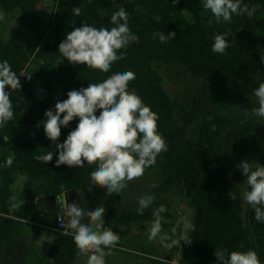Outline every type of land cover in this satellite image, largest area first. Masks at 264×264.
Segmentation results:
<instances>
[{"label":"trees","instance_id":"obj_1","mask_svg":"<svg viewBox=\"0 0 264 264\" xmlns=\"http://www.w3.org/2000/svg\"><path fill=\"white\" fill-rule=\"evenodd\" d=\"M39 0H0V12L11 15L16 25L14 33L3 38L0 20V62L5 60L24 83V105L12 91L14 117L0 128V264H71L78 253L70 235L52 231L46 250L39 257L30 248L18 252L16 247L31 232L38 239L45 226L54 225L57 212L47 211V203H56L63 194L67 203H78L92 210L103 206L104 226L121 235L118 224L146 221L136 213L119 211L121 195L108 194L91 182L90 173L95 165L85 163L83 168L55 165V146L43 132L44 112L57 101L67 98L66 93L88 83H99L116 72L132 71L135 79L129 82L143 102L159 119L157 130L168 148L158 155L161 189L179 190L188 200L192 212L191 231L186 243L191 247L173 264H217L216 249L231 251L254 250L264 264V223L255 220L254 210L246 202L243 213L242 199L237 185L244 177L240 172L230 176L229 166L223 159L222 138L225 132L233 134L235 145L244 148L241 137L247 132L230 129L229 120L210 110L203 111L202 100L193 97L188 106L179 108L181 121L187 127L201 117V128L196 141L183 142L182 129L176 122L170 97L163 90L155 67L178 64L193 76L212 81L233 78L241 82L246 92L255 97L254 89L264 82V0H241L249 8L257 6L252 17L233 14L230 22H217L210 11L203 8V0H46L43 11H37ZM80 7L74 16L72 9ZM123 7L129 14V27L138 37L125 49V58L114 62L109 72L70 64L59 55L58 45L73 27L81 23L94 27L111 28V14ZM103 9L107 15L99 10ZM192 18L188 21L185 16ZM159 16L160 20L153 17ZM153 32H175L172 40L161 43ZM229 43L223 54L212 51L214 34H225ZM29 61L33 67L19 77L21 64ZM44 93L39 100L33 90ZM6 90H8L6 88ZM256 98V97H255ZM78 120L61 129L57 143H62ZM7 137V140L4 138ZM252 147L264 165V145L254 141ZM53 151L51 162L37 161L36 155ZM15 152L11 166L7 156ZM26 177L23 194L27 202L23 208L11 207L10 185L15 176ZM91 190V192H89ZM236 199L232 200L231 196ZM61 207L64 204L61 203ZM66 210V209H65ZM243 215V216H242ZM22 239V240H21ZM118 246V244L116 245ZM116 249V248H112ZM17 256L21 257L16 263ZM28 259V261H27ZM35 260L30 263L29 260ZM152 263H158L150 260ZM14 262V263H13Z\"/></svg>","mask_w":264,"mask_h":264},{"label":"clouds","instance_id":"obj_2","mask_svg":"<svg viewBox=\"0 0 264 264\" xmlns=\"http://www.w3.org/2000/svg\"><path fill=\"white\" fill-rule=\"evenodd\" d=\"M177 0H172L175 5ZM203 8L210 11L219 23L230 22L232 15L252 17L257 6L251 8L241 0H203ZM101 14L107 13L101 9ZM74 16L81 14L80 7L72 9ZM0 12V20H4ZM159 21L160 17H153ZM129 14L123 7L113 12L110 17L111 28L94 27L81 23L73 27L58 45L59 55L73 65H84L93 70L109 72L112 64L125 58V53L118 51L138 40L130 30ZM175 32H153L161 43L172 40ZM228 34H214L212 51L223 54L229 43ZM264 64V57H261ZM30 78V77H29ZM135 79L132 71L116 72L99 83H88L66 93L67 98L57 101L53 108L44 112L42 124L45 137L55 146V165L69 168H83L85 163L95 165L90 173L93 185L107 189L111 196L120 194L127 187V182L144 175L147 168L155 165L160 153L167 151V144L157 130L158 115L147 106L134 89H129V82ZM6 88L8 90H6ZM21 83L16 72L7 60L0 62V128H3L14 117V105L10 99L13 90L19 91ZM259 104L252 109V115L264 117V82L254 89ZM99 112L97 115L96 113ZM247 116L248 110L242 112ZM78 120L74 129L70 130L62 143H57L61 129L68 127L70 122ZM7 140V137L4 138ZM54 152L48 151L36 155L37 161L45 164L51 162ZM15 152L6 158L11 166ZM237 168L245 178L248 190L243 192V200L254 210V218L264 223V165L253 166L248 161H241ZM155 188L156 185H152ZM91 192V190H89ZM236 199L235 195L231 196ZM13 209L21 208L25 203L12 197ZM57 204H64L65 212L60 217L62 232L70 235L73 243L82 255H86V264H105V249L115 248L120 236L111 228L104 226L103 206L92 210L81 208L78 203H67L63 194L55 197ZM156 197L151 192L137 199L136 212L143 215L145 210L152 208V220L147 238L160 244L167 250L180 245V241L190 243L187 236L174 238L176 228L171 229L172 235L162 229L163 215L167 211L165 204L153 207ZM67 217V219H65ZM168 223V221H164ZM185 229L194 231L195 226L185 224ZM217 264H261L254 250L231 251L216 249L214 252Z\"/></svg>","mask_w":264,"mask_h":264},{"label":"rangeland","instance_id":"obj_3","mask_svg":"<svg viewBox=\"0 0 264 264\" xmlns=\"http://www.w3.org/2000/svg\"><path fill=\"white\" fill-rule=\"evenodd\" d=\"M46 0H39L37 11L41 13ZM188 21L192 18L185 16ZM16 29V25L11 15H8L4 20H1V31L3 38L10 37ZM155 71L159 75L160 83L163 90L170 97L174 110L177 124L182 129V140L196 141L201 128V117H198L193 124L185 127L181 121L179 108L188 106L193 97H198L202 100L203 111L210 110L217 114L224 115L230 122V129L244 130L247 132L242 135L241 143L245 145L241 148L234 143L233 134L230 131L225 132L222 138L223 159L229 166L230 176L235 172H240L237 165L241 161H248L253 166L260 164L258 154L252 147L254 141H259L264 145V117L252 115V109L258 108L257 98L249 95L244 89L240 81L233 78L215 79L206 81L193 76L178 64L159 65L155 67ZM21 83V82H20ZM24 83H21L19 91L13 92L19 97V104L25 107L24 103ZM35 96L39 100H44V93L39 90H33ZM248 110L245 116L244 110ZM97 115L99 112L96 113ZM26 177L18 174L15 177L14 183L10 185L11 198L16 197V202L20 199L25 203L21 205L23 208L27 202V198L23 194V184ZM160 173L158 169L145 170L144 175L138 179L127 182V187L120 193L121 201L118 207L119 211L128 213H136L137 199L145 193L151 192L155 195L156 200L153 207L159 204H165L167 211L162 213V229L164 232L172 235L171 229L176 228L174 238L179 239L181 236L189 237L191 231L185 229V224H192V212L188 208L189 200L177 191L165 192L161 189ZM156 185L152 188V185ZM242 199L243 215L246 210V204L243 200V192L248 190L245 178L237 185ZM13 203V201L11 200ZM140 215V214H138ZM242 215V216H243ZM142 217L146 221L135 222L130 224H118L116 227L120 230V240L116 249H105V264H173L176 263L181 255L190 251L191 247L181 240L180 245L174 246L173 249L167 250L160 244L149 241L147 238L148 229L152 220V208L145 210ZM67 219V217H65ZM164 221H168L165 223ZM40 231L38 239L32 238L31 232L24 234L23 241L17 248L18 252L30 248L39 257L41 251L44 250L40 243L44 235ZM21 239V240H22ZM16 263H20L21 257L17 256ZM2 256H0V259ZM86 255H82L79 251L75 260L71 264H86ZM150 260H155L158 263H152ZM28 261V259H27ZM30 263L35 260H29ZM14 263V262H13Z\"/></svg>","mask_w":264,"mask_h":264},{"label":"crops","instance_id":"obj_4","mask_svg":"<svg viewBox=\"0 0 264 264\" xmlns=\"http://www.w3.org/2000/svg\"><path fill=\"white\" fill-rule=\"evenodd\" d=\"M18 175V174H17ZM16 175V176H17ZM20 175H22V174H20ZM15 176V177H16ZM47 206H46V209H47V211H51V213H55V212H57V213H61L62 215H64V212H65V207H61V204L59 205V204H57V203H47L46 204ZM49 226H51V225H49ZM45 228V231L43 232V233H41V234H43L44 235V237H43V239H42V241L46 238V241L44 242V244L43 243H40V246L44 249V250H46V248L48 247V245H49V243H50V240H51V238H52V231L50 230V229H48V227L47 226H45L44 227ZM40 236H42V235H40Z\"/></svg>","mask_w":264,"mask_h":264},{"label":"built area","instance_id":"obj_5","mask_svg":"<svg viewBox=\"0 0 264 264\" xmlns=\"http://www.w3.org/2000/svg\"><path fill=\"white\" fill-rule=\"evenodd\" d=\"M34 65L29 62V61H24L21 64V70L19 73V77H22L25 73V77L26 79H29L30 74L28 72H26L27 70H29L30 67H33ZM62 216L61 213H58L55 217V221H54V225L49 226L48 229H50L51 231H58V232H63L64 228L61 227V222H60V217ZM66 219V218H65ZM116 248V247H115Z\"/></svg>","mask_w":264,"mask_h":264}]
</instances>
